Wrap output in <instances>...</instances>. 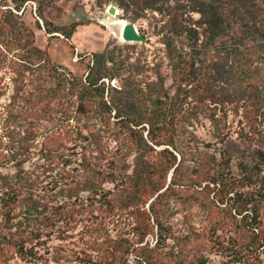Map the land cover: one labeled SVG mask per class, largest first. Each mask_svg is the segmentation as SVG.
I'll return each mask as SVG.
<instances>
[{"label":"trees","instance_id":"obj_1","mask_svg":"<svg viewBox=\"0 0 264 264\" xmlns=\"http://www.w3.org/2000/svg\"><path fill=\"white\" fill-rule=\"evenodd\" d=\"M9 1L12 6L8 4L7 10L2 12L0 29L8 24L10 18H18L17 10L30 0ZM34 1L35 13L47 25L43 3L52 0ZM116 2L124 12L149 9L160 14L159 19L156 18L160 24H155L153 33L159 35L158 41L163 45V55L171 73V85L177 91L190 84V88L186 89L187 95L193 96L195 103L214 104L212 111L217 103L223 106L233 104L234 109L243 107L245 112L249 110L253 113L255 122L257 118H260L259 124L264 122V0ZM193 13H197L198 17H194ZM135 17L139 16L136 14ZM77 24L57 27L56 30L69 38ZM46 31L52 32L48 27ZM30 35L31 31L27 35L16 32L15 46L22 52L14 56V60L10 59L8 64L20 75V80L22 76L29 77L30 72H35L41 65L40 62L33 64L28 60V50L37 56L43 53L32 39L28 41ZM6 53L0 43V69L7 65ZM115 54V48L94 53L92 63L82 76L61 71L57 65L52 66V72L42 80L44 83L41 81L21 95L13 94L4 107L0 104V169L9 164L15 167L13 173H0V255L6 252V245H9L23 258L25 255L33 257L36 255L35 248L45 242L43 237L47 236L48 231L56 227L60 230L62 226L68 230V226L61 222L64 220L65 224L68 223L64 209L68 199L78 191H88L98 201L96 195L113 191L108 188L104 192V184L111 182L116 193L123 195L122 200L130 206L141 200L140 195H151L165 184L159 174L155 175L162 169L161 162L158 159H145V155L153 150L150 146L144 144L137 148L138 155L134 157L131 172L127 173L128 155L123 153L117 158L116 155L103 154L102 146L94 139L93 130L90 129L97 124V119L105 118L112 109L117 115L129 118L127 124L147 121L152 127L157 116V121L161 119L162 124H169L171 128L179 112L176 102L168 103L166 100L170 98L164 86L167 75L163 73L160 63L141 64L137 58L125 66L122 61L115 60ZM30 57L33 60V56ZM41 61L49 62L45 57ZM146 69L151 74H147ZM151 75L156 77L152 79ZM119 76V87L105 83V78L111 81ZM105 92L109 96L107 100ZM59 112L66 123L45 132L39 157L45 160L48 167L58 166L65 161L71 163L69 157L78 156L74 167L77 171L74 175L52 179V186L58 188L55 194L46 192L36 196L32 192L36 180L23 166L31 157V147L35 146L36 125L33 126L32 120L40 117L51 120ZM70 120L74 123L71 124ZM85 128L89 129L87 134H83ZM5 136L9 137L8 140H3ZM244 139L241 137L243 142ZM65 141H72L73 144H65ZM248 141L252 142L251 139ZM254 141L258 147L250 157L245 151L247 146L241 148L239 144L228 143L221 150L225 158L224 166L216 172L213 180L222 192L227 195L232 193L229 195V199L233 197L235 201L232 217L241 214L237 229L244 253L238 250L235 260L242 261L247 257L248 264H259L260 250L264 252V137H256ZM164 151L175 158L167 149ZM214 157L212 153L211 158ZM234 158L237 159L236 172L231 169ZM175 168L168 186L155 196V204L162 203L169 186L178 181ZM154 206H151V210ZM17 207L19 210L15 212ZM153 219L157 226V237L164 239L167 235L162 234L163 213L154 211ZM144 230L143 227L139 233L143 234ZM147 245L137 246L135 253L150 262L155 259L153 254L158 240L154 247ZM107 252L108 246L104 247L103 255L98 256L94 263L103 264Z\"/></svg>","mask_w":264,"mask_h":264},{"label":"rangeland","instance_id":"obj_2","mask_svg":"<svg viewBox=\"0 0 264 264\" xmlns=\"http://www.w3.org/2000/svg\"><path fill=\"white\" fill-rule=\"evenodd\" d=\"M8 4L12 6L9 0H0V19ZM43 5L47 25L35 13V1L30 0L17 10L18 18H10L8 24L0 29V43L8 57L7 65L0 69V104L3 107L13 94L21 95L37 86L52 72V66L57 65L61 71L82 76L92 63L94 53L115 48V60L122 61L125 66L137 58L141 64L160 63L163 73L167 75L164 86L170 98L166 100L168 103L176 102L179 112L175 116L174 129L169 124H162L161 119L157 121V116L154 117L152 127L147 121L127 124L129 118L117 115L114 109L105 118L97 119V124L90 129L93 130L94 139L102 146L103 154L116 155L117 158L123 153L128 155V173L132 170L134 157L138 155L137 148L147 144L153 150L145 155V159H158L161 162L162 169L155 175L159 174L164 179L163 187L151 195H140L141 200L130 206L122 200L123 195L116 193L111 182L104 184V192L108 188L113 191L102 196L96 195L98 201L88 191H78L68 199L64 209L68 223L65 224L64 220L61 222L68 226V230L62 226L60 230L56 227L48 231L47 236L43 237L45 242L35 248L36 255L33 257L25 255L23 258L15 252L14 247L6 245V252L0 255V264H95L107 246V259L103 264H248L247 257L242 261L235 260L238 258V250L244 253L237 229L241 214L232 217L235 213V201L233 197L229 199L232 193L227 195L222 192L213 180L216 172L224 166L225 158L221 150L228 143H235L241 148L247 146L245 151L250 157L251 152L258 147L255 138L264 137V122L259 124L260 118L255 122L256 116L253 113L249 110L245 112L243 107L234 109L233 104L226 103L223 106L217 103L216 109L212 111L214 104H197L193 96L187 95L186 89L190 88V84L178 91L171 85V73L163 55V45L158 41L159 35L153 33L155 24H160L156 21L160 17L157 12L149 9L143 12L136 9L124 12L116 0H52ZM110 5L117 8L116 17L135 24L139 33L144 34L145 42H125L120 39L116 26L104 23L111 16L107 12ZM136 14L139 17H135ZM193 16L198 17V14L193 13ZM72 23L78 24L69 38L56 30L57 27H69ZM47 27L52 32H47ZM28 30L31 31L28 41L32 39L33 44L43 53L37 56L28 50V60L33 64L40 62L41 65L35 72H30L29 77L25 75L20 80V75L8 64L10 59L14 60V56L22 52L15 46L16 32L27 35ZM30 56H33V60H30ZM44 57L49 62L43 63L41 58ZM145 72L151 74L149 69ZM121 76L111 81L105 78V83L119 87ZM151 76L152 79L156 77ZM105 95L106 100L109 99L106 92ZM32 121L33 126L36 125L35 146L31 147V157L23 166L36 180V186L32 189L34 195L46 192L55 194L58 188L52 186V179L74 175L78 156L71 155V163L65 161L58 166L46 167L45 160L39 157L40 143L45 132L65 124L66 120L59 112L51 120L40 117ZM69 122L74 123L73 120ZM88 132V128L83 130V134ZM241 137L246 140L243 142ZM8 138L5 136L3 140ZM65 144L71 145L73 142L65 141ZM212 153L215 154L214 158H211ZM236 163L237 159L234 158L231 169L235 172L238 170ZM174 168L178 181L169 186L162 203L155 204V196L168 186ZM14 171L12 164L0 169L3 174ZM152 205L155 206L151 210ZM18 210L19 207L14 209L15 212ZM154 211L163 213L162 234L167 235L164 239L157 237ZM143 227L144 233L140 234ZM140 237L141 241L137 242ZM156 240L158 245L153 254L155 259L149 262L137 256V246L148 244V247H154ZM259 258V264H264L263 250H260Z\"/></svg>","mask_w":264,"mask_h":264},{"label":"water","instance_id":"obj_3","mask_svg":"<svg viewBox=\"0 0 264 264\" xmlns=\"http://www.w3.org/2000/svg\"><path fill=\"white\" fill-rule=\"evenodd\" d=\"M107 12L111 15L117 14V8L114 5H110L107 8ZM121 38L125 42H145L146 38L144 35L140 34L137 30L135 24L131 21H127L124 25L122 32H121Z\"/></svg>","mask_w":264,"mask_h":264},{"label":"bare ground","instance_id":"obj_4","mask_svg":"<svg viewBox=\"0 0 264 264\" xmlns=\"http://www.w3.org/2000/svg\"><path fill=\"white\" fill-rule=\"evenodd\" d=\"M126 22L127 21L125 19H122L121 17H116V15H111L110 17H108L104 20V23L107 26H113L114 25L118 28V35H119L120 39H122L121 38V32H122V29H123L124 25L126 24Z\"/></svg>","mask_w":264,"mask_h":264}]
</instances>
